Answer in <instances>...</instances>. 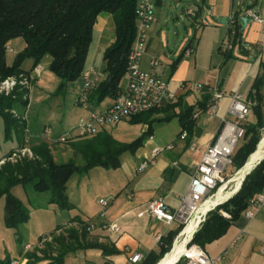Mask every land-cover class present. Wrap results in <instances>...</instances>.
Masks as SVG:
<instances>
[{
  "label": "crops",
  "instance_id": "obj_1",
  "mask_svg": "<svg viewBox=\"0 0 264 264\" xmlns=\"http://www.w3.org/2000/svg\"><path fill=\"white\" fill-rule=\"evenodd\" d=\"M171 1L174 2V7L179 6L181 2L184 3L181 6L182 12L183 8L194 0ZM199 1L210 8V13L205 14V17L207 22L213 23L194 30L192 37L187 38L185 43L178 48L164 46L159 37L162 20L165 19V9L171 4L168 3V0L156 2V21L150 29L140 66L143 70L166 80L169 87L175 92L176 99L159 107L161 109L166 105L173 104L172 108L161 110L152 116L156 121L151 125V138L149 136L143 145L134 152L135 159L132 165L122 158L120 167L114 169L112 174H107V171L101 167L92 168L85 174H74L69 179L66 188L68 200L73 204V208L67 212L57 208L56 214L50 220L44 221V217L40 214L41 209L31 208L29 209V220L16 231L4 226L2 213L0 215V258L7 253L12 260L11 264H26V259L22 257L23 248L26 245L35 244L40 236L52 231L58 225L78 224L76 221H70L73 217L79 218L83 222L90 221L93 224V229L87 232L88 241L113 245L119 253L102 255L101 250L96 248L79 249L66 255L63 264H139L140 262H130L129 257L134 253L144 256L150 251H158L160 238L178 229L181 224L177 221L167 223L164 220L148 216L145 213L147 205L160 197L169 209L174 210L178 207L194 174L195 165L200 160L205 148L218 134L223 124L222 119L224 117L231 119L227 114L229 95L239 93L245 98L247 97L255 77L261 71V62L264 59V23L253 21L245 14L246 9H252L264 19V0L259 2L257 0ZM181 12L176 13L174 18L180 17ZM243 17L247 18L245 25ZM223 18L226 20L224 23L221 22ZM182 23L185 27L190 25L187 21L182 20ZM236 24H241L239 45H233L232 42V47L229 50L222 51L220 46L228 39L233 40L229 29H234ZM113 41L112 16L102 12L97 16L93 26L92 41L87 51L84 68H95L103 78V52ZM187 45L193 46V52L188 56L183 54ZM7 47L11 51H6V63L10 64L14 55L24 47V43L22 39L15 38L8 42ZM9 54H12L11 58ZM179 55L180 59L172 68V62ZM151 59H155L153 65L150 63ZM42 60L44 61L39 64L41 71L38 75L34 74L37 78L22 114L32 143L42 140L41 130L46 125L52 128V136L56 137L74 126L80 119H86L91 111H102L112 103V98L105 97L99 104L81 106L76 100L82 90L83 82L75 91L74 86L76 87L77 80L69 82L65 92L57 94L55 89L58 78L48 70L50 58L44 56ZM97 61H100L98 65L95 64ZM23 69H30V61L23 63ZM78 79L82 81L81 77ZM123 83L124 81H120V86ZM191 83H199L201 86L191 89L189 86ZM214 88L220 89L224 95L219 101L215 113L208 115L202 107L206 108ZM37 89L38 92L35 93ZM70 92L74 94L72 106L63 111L61 105L65 104L68 98L66 94ZM189 107L193 108L192 113L197 109L203 111L198 117H193L191 114V118L195 121L192 134L190 137L181 138L179 136L181 129L179 114ZM171 114L170 119L162 120ZM155 122L157 125L154 126ZM119 123L123 124L118 126ZM119 123L105 130L117 140L124 141V123L129 122L124 120ZM134 125L138 126L139 133H137L139 135L147 129L146 124ZM167 125H172L173 130L168 136H165L162 131ZM23 137V134L21 137L13 134L7 140H3V121L0 117V157L17 147ZM168 144H171L172 148L160 151L155 156L153 164L142 170L138 169L141 161L150 156L154 147L164 148ZM60 145L61 143H57L53 146L54 159L57 160L60 156L59 153L67 158L71 157L70 148L62 151ZM192 145L193 149H191ZM228 175L230 176L231 173ZM233 175L214 190L206 200L215 198L220 189L226 191L231 189ZM236 188L227 196H219L205 212L225 201ZM99 193H104L105 197H97ZM18 198L24 204L29 200L28 197L27 200L23 199L22 194L18 195ZM101 199L107 203L106 206L100 204L99 200ZM54 205L47 204L44 209L46 213L50 208L53 210ZM62 212L65 213L62 214ZM57 217L59 221L56 220ZM33 219L36 220L37 228L34 236L28 233L29 221ZM111 224H116L118 229L110 230ZM184 227L183 225L174 237L170 251L176 240L180 238ZM196 228L198 226L194 230ZM242 228H244V233L230 246ZM18 235L21 243L17 246ZM11 239L14 245L12 243L8 247ZM204 250L209 256L222 254L223 258L220 264H264V205L250 220H247L242 213L241 217L228 228L224 235L206 244ZM48 262L47 259H43L35 264H48Z\"/></svg>",
  "mask_w": 264,
  "mask_h": 264
},
{
  "label": "trees",
  "instance_id": "obj_2",
  "mask_svg": "<svg viewBox=\"0 0 264 264\" xmlns=\"http://www.w3.org/2000/svg\"><path fill=\"white\" fill-rule=\"evenodd\" d=\"M136 2L137 0H0V82L9 76L30 73L44 56H49L48 70L58 78L55 92H65L67 84L81 76L92 41L93 26L97 16L106 12L112 16L114 41L103 52L104 76L89 93L87 104H99L105 97L115 98L120 91L119 83L126 72L128 53L136 34ZM230 30L231 28L229 33ZM233 30V45H239L241 24H236ZM15 38H21L24 47L14 55L12 62L7 64V44ZM180 57L179 55L172 62V68ZM25 61H30L29 70L23 69ZM13 95H0L3 140L13 134L20 137L23 134L24 137L17 147L0 157V160L4 159L3 163H0V197H5L4 226L16 231L28 221L30 215L27 206L13 194L15 187L27 189L28 197L34 193H45L46 203L55 204L61 210L73 208L66 193L69 179L74 174H85L95 167H120L121 155L126 152L134 153L150 136L151 125L156 121L152 116L174 106L169 104L161 109H152L132 116L128 120L130 124H146L147 129L128 142L117 140L106 130L89 137L68 138L64 142L69 141L71 157L66 161H56L52 153L53 146L63 142H51L42 138L32 143L30 137L29 142L24 144V139L29 135L22 118L27 99L24 97V91H14ZM246 99L254 120L251 123H243V136L232 155V173L239 170L248 156L255 151L259 132L264 126V59L261 62V71L255 77ZM202 108L205 109V106ZM192 110L193 108L189 107L179 114V133L184 130L187 137L191 136L195 125L194 119L191 118ZM171 117L172 114L162 120ZM24 145L29 147L31 157L25 155L15 161L7 159ZM77 158L82 162L78 163ZM263 190L264 158L245 175L239 189L231 197L206 213L187 245L197 244L204 248L206 244L224 235L241 217L250 200ZM70 221H76L78 224L58 225L40 236L31 250H24L22 257L26 259V264H35L43 259H47L48 264H63L66 255L87 248L99 249L102 255L119 253L113 245L87 240L89 224H92L90 221L83 222L76 217ZM182 227L183 225H180L174 232L161 237L158 251H150L144 255L139 264H157L170 251L174 237ZM16 241H20L19 235ZM11 263L7 253L0 258V264Z\"/></svg>",
  "mask_w": 264,
  "mask_h": 264
},
{
  "label": "built area",
  "instance_id": "obj_3",
  "mask_svg": "<svg viewBox=\"0 0 264 264\" xmlns=\"http://www.w3.org/2000/svg\"><path fill=\"white\" fill-rule=\"evenodd\" d=\"M157 1L158 0H137L136 2V34L128 53L126 72L123 76L125 78L124 83L120 86V91L116 97L112 99V103L102 111H91L86 119H80L74 126L66 129L56 137L52 136V128L50 126H44L40 134L43 139L51 142H64L68 138L93 136L97 132L115 126L121 121L129 120L134 115L157 109L165 103L172 102L176 99L175 92L169 87L166 80L160 78L156 74L143 70L140 66L149 38L150 29L156 21ZM209 13L210 8L204 6L199 0H194L183 8L179 18L181 21L189 22L196 31L209 24L205 17V14ZM245 14L246 17L253 21L264 23V19L252 9H246ZM233 34L234 30L231 28L230 36H233ZM231 47L232 41L230 39L220 46L222 51H227ZM7 49L10 48L7 47ZM192 52L193 46L187 45L183 54L188 56ZM150 63L153 65L155 59H151ZM40 71L41 66L38 64L28 74H20L19 77H6L0 82V94L14 96V91L26 92V90H22V87L29 89V80L34 74L38 75ZM80 77L83 86L76 101L81 106L87 107L89 93L101 80V75L95 68L87 67L83 69ZM189 86L191 89H197L201 84L191 83ZM223 95L220 89L214 88L204 112L208 115L214 114ZM24 97H27L26 94ZM229 97L227 114L231 119L225 117L222 119V127L214 140L205 148L200 160L196 163L194 174L189 181L185 193L181 197L178 207L171 210L164 200L158 197L152 200L145 209V213L151 218L164 220L167 223L177 221L181 225L186 226L192 218L197 216V224L195 227H199L204 220L208 211L200 212V205L213 194L214 190L226 182L223 173L225 168L232 163V155L244 133L243 123L250 114L249 102L244 96L239 93H232ZM202 111L203 110L197 109L192 113V116L198 117ZM27 134L29 135L24 139V144L29 142L31 136L29 132ZM179 136L184 138L186 132L182 130ZM170 148H172L171 144L166 145L164 148L154 147L151 150L150 156L141 161L138 169L142 170L148 165L153 164L155 156L160 151ZM191 149H193V145ZM25 155L29 157L32 156L27 145L15 150L7 159L15 161ZM3 161L4 159L0 160V163H3ZM218 183L219 185L217 186ZM99 202L102 206H106L107 204L102 199L99 200ZM263 205L264 190L256 194L250 200L247 208L243 212L244 217L247 220L252 219ZM89 229H93V224H89ZM109 229L115 231L118 229V226L116 224H111ZM243 233L244 228H242L241 232L232 241L230 246H232L236 240L240 239ZM42 241H44V239ZM29 247L30 245L25 246L26 249ZM142 257L141 254L134 253L129 257V261L138 263L142 260ZM222 258V254L209 256L204 248L197 244H186L185 251L175 263L220 264Z\"/></svg>",
  "mask_w": 264,
  "mask_h": 264
},
{
  "label": "rangeland",
  "instance_id": "obj_4",
  "mask_svg": "<svg viewBox=\"0 0 264 264\" xmlns=\"http://www.w3.org/2000/svg\"><path fill=\"white\" fill-rule=\"evenodd\" d=\"M258 2L260 1V0H257ZM167 2V1H166ZM170 2V3H169ZM168 3L169 4H171V6L169 7V6H167L166 8L167 9H165V14H164V18L165 19H163L162 20V26H161V30H160V32H159V37H160V39L162 40V42H163V44H164V46H169L170 48H178V47H181L184 43H185V41L187 40V38H191L192 37V35H193V33H194V29L192 28V26H190V25H188L187 27H185L184 25H183V23H182V21L180 20V18L178 17V18H174V15L176 14V13H180L181 12V6H183L184 5V3H180V5L179 6H177V7H174V2L173 1H169L168 0ZM208 23H213V22H210V21H208ZM95 35H96V33H95ZM19 40H21L20 38H19ZM7 51H11V49H7ZM11 56H12V54H9V57L11 58ZM97 60V59H96ZM42 61H44V60H42ZM41 61V62H42ZM100 63V61H97L95 64L96 65H98ZM40 64V63H39ZM46 72H47V69H46ZM14 77H19V75H13ZM12 76V77H13ZM36 78H37V76L35 77V76H33L30 80H29V89H25V88H23L22 87V90H26V92H25V94H26V99L28 100V96H29V94H30V92H31V90L33 89V85H34V82H35V80H36ZM124 79L125 78H123L122 77V79H121V82L122 81H124ZM81 83H82V81L80 80V79H77V83H76V87L74 86V88H75V91H77V89L79 88V86L81 85ZM28 90V91H27ZM74 91V92H75ZM38 92V89L35 91V93H37ZM0 95H3V94H0ZM73 92H70V93H67L66 94V96L68 97L67 98V100H66V102H65V104L64 105H61V108L63 109V111H65V109L67 108V107H71L72 106V97H73ZM5 96V95H4ZM8 96H10V95H8ZM26 108V107H25ZM11 112H13L14 113V115H16L17 116V114H16V112L15 111H11ZM263 112H264V108H263ZM71 116V115H70ZM253 120H254V116H253V114H252V112H251V110H250V114H249V116L247 117V119L245 120V122L246 123H251V122H253ZM121 124H123V123H119V125L118 126H120ZM172 124V123H171ZM155 125H157V123L155 122L154 123V126ZM124 132H125V137H124V141H130V140H132L133 138H135L136 136H138L139 134V128H138V126L137 125H131L130 123H124ZM26 128V130H27V132H29V129L27 128V127H25ZM172 130H173V128H172V125H167V127L166 128H164V130L162 131V134L163 135H165V136H168L171 132H172ZM263 131H264V126H263V128L260 130V132H259V140H258V143H259V141H260V138H261V135H262V133H263ZM138 132V133H137ZM68 143H69V141H66V142H63V143H61V145H60V148H61V150L63 151V150H67L68 148H69V145H68ZM258 143L256 144V147H257V145H258ZM58 146V145H57ZM59 147V146H58ZM256 147H255V149H256ZM59 157L57 158V160L56 161H65V160H67L68 158L65 156V155H61L60 153H59ZM124 159V161H128V163L129 164H131L132 165V163H133V161H134V159H135V154L134 153H129V152H126V153H123L122 155H121V157H120V160L121 159ZM264 158V156L262 157V159ZM122 159V160H123ZM248 159V158H247ZM262 159H260V161L262 160ZM259 161V162H260ZM77 162L78 163H81L82 161H81V159L80 158H77ZM258 161L255 163L256 165L259 163ZM254 164V165H255ZM253 165V166H254ZM253 168V167H252ZM251 168V169H252ZM105 171H107V174H112L113 173V170L114 169H104ZM231 171H233V166H232V164L231 165H228L226 168H225V172H224V174H223V176L226 178H230L231 177V175H233L232 174V172ZM231 173V175L229 176L228 174H230ZM227 174V175H226ZM232 184V183H231ZM240 184V183H239ZM29 190H31V189H29ZM13 194L15 195V196H17L18 197V195H23V199H26L27 200V197H28V194H27V192H28V190L26 189H23L21 186H17V188H14L13 189ZM97 197H105V194L104 193H99L98 195H97ZM46 195H45V193H42V194H33L31 197H28V199L29 200H27V201H25V205L27 206V208H28V210L29 209H31V208H39V209H41V212H40V214L44 217L43 219H44V221H47V219H51L52 217H53V215H55L56 214V211L59 209L58 207H56V205H54V208H53V210L50 208V210H49V212L48 213H46V210H44V209H46V205H47V203H46ZM4 203H5V197L4 196H2V197H0V215L3 213V207H4ZM24 203V202H23ZM58 208V209H57ZM72 209V208H71ZM59 210H61V209H59ZM68 210H70V209H68ZM68 210H61V211H65V212H67ZM65 212H62V214L63 213H65ZM29 215H30V213H29ZM47 215H51L50 217L49 216H47ZM30 218V217H29ZM29 220V219H28ZM56 220H58V217L56 218ZM59 221V220H58ZM36 220H31V221H29V224H28V226H29V234L30 235H35L36 234V231H37V228H36ZM26 223V222H25ZM59 223V222H58ZM20 228V227H19ZM19 228H18V230H19ZM10 242V244H8V247H10V245L13 243L12 242V239L11 240H9ZM30 241H32V240H30ZM15 242V241H14ZM22 242H24V240H22ZM20 241L19 242H17L16 241V244H17V246L18 245H20ZM13 245H14V243H13ZM22 247H23V245H22ZM32 249V245H30V247L28 248V249H26L25 247H24V250L25 251H28V250H31ZM176 260V259H175ZM175 262V261H174ZM15 263V262H14ZM172 264H174V263H172Z\"/></svg>",
  "mask_w": 264,
  "mask_h": 264
},
{
  "label": "bare ground",
  "instance_id": "obj_5",
  "mask_svg": "<svg viewBox=\"0 0 264 264\" xmlns=\"http://www.w3.org/2000/svg\"><path fill=\"white\" fill-rule=\"evenodd\" d=\"M264 156V131L261 135L260 141L255 149L254 152H252L248 159L246 160L245 164L235 172V174L232 176L231 182H232V188L229 190L220 189L215 198H210L206 200L202 206L200 207V211L205 212V210L210 206V204L214 203L219 196H227L230 194L240 183L241 179L245 176V174L251 170L253 165L262 159ZM225 185V184H224ZM197 216L191 219V221L184 227L181 236L178 240H176L174 247L170 252H168L157 264H172L177 261V259L183 254L185 251L184 244L187 241V239L190 237L192 232L194 231V228L197 224ZM176 259V260H175ZM175 261V262H174Z\"/></svg>",
  "mask_w": 264,
  "mask_h": 264
},
{
  "label": "water",
  "instance_id": "obj_6",
  "mask_svg": "<svg viewBox=\"0 0 264 264\" xmlns=\"http://www.w3.org/2000/svg\"><path fill=\"white\" fill-rule=\"evenodd\" d=\"M242 20H243L244 25H245L246 22H247V18H246V17H243ZM225 21H226V20H225L224 18L221 20V22H223V23H224ZM259 161H260V160H259ZM259 161H258V162H259ZM255 165H256V164H255ZM255 165H254V166H255ZM254 166H253V167H254ZM249 171H250V170H249ZM249 171H248L247 173H249ZM247 173H246V174H247ZM246 174H245V175H246ZM244 177H245V176H244ZM244 177L241 179L240 184L238 185V187L236 188V190H235V191H234L229 197H231V196H232V195H233V194L239 189V187H240V185H241V183H242ZM229 197H228V198H229ZM228 198H227V199H228ZM227 199H226V200H227ZM223 202H224V201H223Z\"/></svg>",
  "mask_w": 264,
  "mask_h": 264
}]
</instances>
